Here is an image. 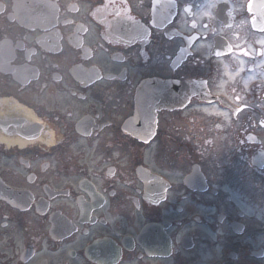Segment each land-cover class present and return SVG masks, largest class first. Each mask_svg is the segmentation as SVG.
<instances>
[{"label":"flooded vegetation","instance_id":"1","mask_svg":"<svg viewBox=\"0 0 264 264\" xmlns=\"http://www.w3.org/2000/svg\"><path fill=\"white\" fill-rule=\"evenodd\" d=\"M264 0H0V264H264Z\"/></svg>","mask_w":264,"mask_h":264}]
</instances>
